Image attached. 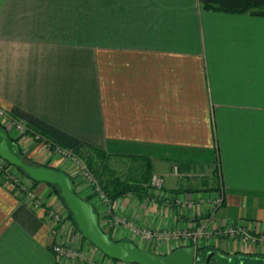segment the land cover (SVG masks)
<instances>
[{
	"label": "crops",
	"instance_id": "1",
	"mask_svg": "<svg viewBox=\"0 0 264 264\" xmlns=\"http://www.w3.org/2000/svg\"><path fill=\"white\" fill-rule=\"evenodd\" d=\"M255 4L264 0H0V112L44 140L7 120L0 134L38 164L49 163L48 142L149 159L162 189L111 205L129 227L122 237L142 249L132 227L191 232L219 193L213 229L264 235V9L241 11ZM53 235L0 181V264H68ZM209 246L264 261L260 242L218 235Z\"/></svg>",
	"mask_w": 264,
	"mask_h": 264
},
{
	"label": "rangeland",
	"instance_id": "2",
	"mask_svg": "<svg viewBox=\"0 0 264 264\" xmlns=\"http://www.w3.org/2000/svg\"><path fill=\"white\" fill-rule=\"evenodd\" d=\"M5 129L6 128H4L0 124V131L7 133ZM17 133L20 132L16 131V134ZM19 147L20 150H22L20 144ZM81 152V154L75 152L74 157L72 158H69L62 154L52 153L53 155H50L49 158V165L53 164L55 165V167H57V169H60L68 174L70 178L75 182L78 194L83 198L90 199L93 204H97V210L101 215L100 211L102 210V207L98 204V201L100 200L99 196H101V194L97 190V185L100 186L99 176H101L102 174L104 175L105 169L108 167L109 172H112L113 174H115V176L120 177L123 180L138 178L137 171L141 167V163L120 158L110 159L109 162L104 163L93 153H88L83 150ZM88 155H91V157H93L95 168L99 171L98 174L92 171V169L88 165V162L86 160L89 157ZM58 158H64V163H60V160ZM57 160H59V164ZM151 179L152 175L150 177V186ZM0 180L6 185L7 188H10V190L13 191V193L17 197L23 198L30 207L41 210L43 212L44 218L50 215L51 212L54 213V215H51L52 220L46 221V223L50 226L54 234V242L52 244L51 250L56 258L57 255L54 252V247L55 245L60 244L64 248L71 251H79V257H74L76 260L72 261V263L75 261L73 264H90V262L94 264H102L104 260V254L96 249L88 240H85L83 238L77 226L71 219L70 211L64 205L59 195L56 194L52 188L46 185V190L41 191L39 187L40 184H35L33 181L22 175L20 171L15 167H9L5 162L1 160ZM151 190H155V188H152L151 186ZM55 216L58 218V221L54 220ZM115 216L116 215L114 214L113 209L112 213H105V216L101 217L102 227L116 240H129L122 237V230L129 227L122 224L121 218L118 219L115 218ZM200 224H203V222H201ZM200 224L195 225L191 233L196 232ZM132 229H134V227H132ZM132 229L130 230L134 232ZM202 232L204 233V230ZM155 234L157 233L152 232V237H147V239L144 238L145 236L143 234H139L140 237L144 238L140 239L144 245V249L147 250V248L149 249L152 245L155 246L157 243H170L173 240L171 236L169 237V239H158L157 237H155ZM217 236L218 235H216V232H214L209 236V238H206V236L204 235L199 238L198 248H200V253L197 257V262L199 264H207L208 252L210 250L214 251L211 249L212 247L209 246V243L211 242V239ZM233 239L237 238L234 237ZM187 241L188 242L185 243H189L190 246H193L191 245L190 240ZM206 246H209L210 249L206 248ZM243 258L244 256L240 254L229 255L216 251V256L212 258L209 264H264V261L258 263H254L253 261V263H251L250 260H242Z\"/></svg>",
	"mask_w": 264,
	"mask_h": 264
},
{
	"label": "water",
	"instance_id": "3",
	"mask_svg": "<svg viewBox=\"0 0 264 264\" xmlns=\"http://www.w3.org/2000/svg\"><path fill=\"white\" fill-rule=\"evenodd\" d=\"M0 135L3 138L0 142V157L12 166L22 168L31 179L58 186L82 235L107 258L125 264H196L198 251L194 246L181 247L170 254L160 255L141 249L130 241H114L102 230L100 216L93 204L77 194L76 186L67 174L47 167L27 165L10 150L6 135ZM213 257L214 253H208L207 264Z\"/></svg>",
	"mask_w": 264,
	"mask_h": 264
},
{
	"label": "built area",
	"instance_id": "4",
	"mask_svg": "<svg viewBox=\"0 0 264 264\" xmlns=\"http://www.w3.org/2000/svg\"><path fill=\"white\" fill-rule=\"evenodd\" d=\"M0 120H7L5 122H8V125H10V127L16 129V131H19L22 135H30L35 140H38V141L44 140V138L40 134L29 129L28 127L17 122L16 120H13L12 118L7 116L3 112H0ZM48 147L52 151L53 154L54 153L62 154V155L67 156L69 158L74 157V154H75V152H73V151L65 150L59 146H53L52 143H50V142H48ZM52 153H51V155H53ZM58 159L60 160V163H64V160H65L64 158H58ZM59 160H57L58 164H59ZM175 173L177 175H179L178 168H175ZM163 185H164V179L162 177H160L158 175H152V179H151L152 188L160 190V189H162ZM97 190L101 194V196H99L100 200L98 201V204H99V206L102 207V210L100 211L101 212L100 217H103V216H105V213L106 214L112 213V206H111V203H110L109 199L107 198L106 194L103 192V190L101 189V187L99 185H97ZM76 191H77V188H76ZM223 203H224V195H223V193H219L211 204V207H210L211 210H210L209 216H206L204 218V220L202 221L203 224H200V226H198V229L196 232L191 233V232L187 231V232L176 234V235H171L170 233H158V232H156L157 234H155V237H157L158 239H164V238L169 239V237L171 236L173 239L172 241L180 242L181 246H183L182 245L183 243L189 244V243H185V242H188L187 240H190L192 245L194 247H196V249L199 247L198 246V240L202 235L206 236V238H209V236L214 232H216V234H218V235L228 236L230 238L241 237L246 242H248V243L250 242L252 244L253 243L255 244L258 242L264 243V235H260V234L257 235V234L250 233V232H248V230H246L245 228H242V227H239L237 229H229V230H225V231H216L215 229H213V224H214L213 223V220H214L213 217H214L215 213L223 206ZM95 205L97 207V204H95ZM186 205L188 207H192V204H190V203H186ZM51 215H54V213L51 212L50 215L45 217V221H51L52 220ZM115 218L119 219V217H117V216H115ZM54 220L58 221V218L55 216ZM203 230H204V233L202 232ZM134 232L138 233V235L143 234L145 236L144 238H146V239H147V237H152L151 231L139 229V230H134ZM183 247H185V246H183ZM54 252L57 255L59 260L65 261L68 263H72L73 260H76L74 257H79V255H78L79 251H77V250L71 251L69 249L64 248L60 244L55 245ZM90 264H94V263L90 262Z\"/></svg>",
	"mask_w": 264,
	"mask_h": 264
},
{
	"label": "trees",
	"instance_id": "5",
	"mask_svg": "<svg viewBox=\"0 0 264 264\" xmlns=\"http://www.w3.org/2000/svg\"><path fill=\"white\" fill-rule=\"evenodd\" d=\"M252 8H263L264 9V4H255V5H252V6H248V7H246L245 9H243L241 11L242 12H246V11H249L250 9H252ZM259 14L264 15V12L259 13ZM17 141H18V139H16V140L10 139L11 150H12V152L16 156H18L27 165L42 166V167L51 168V169H53V170H55L57 172H63L60 169L51 167L49 165V163H47V164H38V163L30 160L29 158H27V156L23 153V150H20V147L19 148H16ZM40 141H42V140H40ZM52 145L53 146H57V144H54V143H52ZM77 152L80 153V154L82 153L81 151H77ZM88 153L95 154V156L98 159H100L101 161H103L104 163L109 162V160L111 159V157L107 156V154H105V153H103V152H101L99 150H96L94 148H89V152ZM88 156L89 157L86 159L87 162H88V165L90 166V168L92 169V171H94V172H96L98 174L99 171H98V169L95 168V165H94V162H93V157H91V155H88ZM0 160L3 161V162H5L9 167H15L17 170L20 171V173L22 175H24L26 178H28L31 181H33L35 184H44V185H47L48 187L52 188L53 191L56 194H58L59 197L61 198V200L63 201V199L61 197L60 188L58 186L52 185V184H48V183H40V182H37V181L31 179L29 177V175L22 168L16 167V166H12L8 162L4 161L1 157H0ZM131 161L141 163V167H140L141 169L139 168V170L137 171L138 172V178H132V179L123 180L120 177L115 176V174H113L112 172H109L108 171L109 170L108 167L105 169L104 175L102 174L101 176H99L100 187L102 188L103 192L108 197L109 201L111 202V205L112 204H115V202H117L120 198H123L124 196H126V195H128L130 193L131 194L133 193V194L137 195L140 198H142L144 196H147V197L149 196V192L151 190L150 177L152 175V163H151V161L149 159H146V158H137V159L136 158H133V159H131ZM63 173H65V172H63ZM77 194H78V192H77ZM80 197H82V196H80ZM83 199H85L86 201L91 202L93 204V202L90 199H88V198L87 199L86 198H83ZM63 203L67 207V205L65 204L64 201H63ZM93 206L95 207L96 212L99 214V211L97 210L96 205L93 204ZM68 210H69V208H68ZM70 215H71V219L73 220L74 224L77 226V224H76V222H75V220H74L71 212H70ZM99 216H100V214H99ZM100 226H101L102 230L105 233L109 234L110 237H111V239H113L114 241H116V242L126 241V240H116V239H114L111 236L110 233H108L107 231H105V229L101 225V217H100ZM77 228H78V226H77ZM78 230H79V228H78ZM83 238L85 240H88L84 236H83ZM127 241H130V242L134 243L131 240H127ZM135 245H137V244H135ZM137 246L139 248H141L139 245H137ZM197 251H198V254H199L200 253V248H197ZM104 257L107 258L105 255H104ZM197 257H198V255H197ZM110 260H112L114 262H118L117 260H113V259H110ZM196 264H199V263L196 262Z\"/></svg>",
	"mask_w": 264,
	"mask_h": 264
}]
</instances>
